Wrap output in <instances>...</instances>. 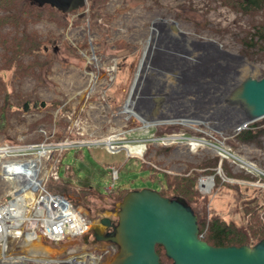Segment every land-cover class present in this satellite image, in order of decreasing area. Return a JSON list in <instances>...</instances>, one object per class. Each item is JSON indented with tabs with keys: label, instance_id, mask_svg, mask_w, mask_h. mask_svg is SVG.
Returning a JSON list of instances; mask_svg holds the SVG:
<instances>
[{
	"label": "rangeland",
	"instance_id": "374dc122",
	"mask_svg": "<svg viewBox=\"0 0 264 264\" xmlns=\"http://www.w3.org/2000/svg\"><path fill=\"white\" fill-rule=\"evenodd\" d=\"M167 16L187 23L200 41L215 39L223 49H236L240 55L259 63L261 67L254 77H264V41L254 35L257 25L264 20V7L252 17L235 11L223 0H106L94 8H90L88 1L69 12L66 25L46 15L17 28L0 27V38H5L10 48L13 37L24 30L36 34L43 46L37 57L40 64L35 65L31 55H22L16 63L8 61L0 45V112L9 99L7 123L0 131L1 143L22 137L39 140L36 131L44 126L57 129L61 135L88 140L112 137L137 144L142 150L146 148L144 155L132 157H127L125 151L111 154L94 145L63 153L59 163L61 178L50 177L48 185L72 199L92 225L103 216L118 219V204L124 196L118 198L120 190H160L163 171L208 173L220 155L219 138L225 136L229 152L226 165L234 175L245 177V172L264 169V136L261 144L244 143L231 135V127L217 131L212 125L216 123L214 119L200 123L196 129L194 124L181 122L146 125L135 116L126 118L120 113L131 94L148 31L155 19ZM26 102L29 106L24 109ZM195 141L200 145H195ZM111 165L118 167L115 189L120 190L109 195L107 188L113 182ZM223 167V172L228 173ZM231 184L236 183L217 181L213 193L206 197L212 213L241 223L239 194ZM241 186L249 194L257 188ZM259 202L262 217L264 198ZM49 247L54 252L50 244ZM159 251L166 260L165 251Z\"/></svg>",
	"mask_w": 264,
	"mask_h": 264
},
{
	"label": "water",
	"instance_id": "95a60500",
	"mask_svg": "<svg viewBox=\"0 0 264 264\" xmlns=\"http://www.w3.org/2000/svg\"><path fill=\"white\" fill-rule=\"evenodd\" d=\"M86 1L30 0L36 6L49 4L62 12L77 10ZM182 40L186 46L164 49L172 55L167 62L156 63L161 68L160 81L169 82L158 87L161 93H147L146 103L142 102L136 109L143 117L159 121L201 116L214 119L217 124L222 123V118L228 121L233 117L250 118L247 121L250 123L264 117V77L237 74L234 62L225 61L227 53L216 43ZM188 51L205 57L211 55L218 65L207 64L212 69L197 70L199 78L185 77L178 67L193 68L188 61H177L175 57ZM235 67L237 69V65ZM28 106L26 102L24 109ZM117 217L114 232L107 240L115 243L118 249L103 264H163L157 245L164 248L172 264H264V238L240 246H214L199 238V217L182 196H164L149 187L129 190L118 204ZM100 222L103 225L112 223L109 217H102ZM84 239L89 243V234Z\"/></svg>",
	"mask_w": 264,
	"mask_h": 264
},
{
	"label": "built area",
	"instance_id": "2783aa9c",
	"mask_svg": "<svg viewBox=\"0 0 264 264\" xmlns=\"http://www.w3.org/2000/svg\"><path fill=\"white\" fill-rule=\"evenodd\" d=\"M36 132L39 140L0 142V264H101L110 250L79 243L89 231L90 222L65 194L52 191L48 181L50 177L61 178L59 163L70 148L96 145L117 153L128 150L130 142L112 137L88 140L71 134L56 136V129L44 126ZM227 139L219 138L222 158L229 156ZM217 172L224 180L233 181L222 174L221 167ZM112 174L114 182L108 187L109 192L116 190L118 171L114 166ZM257 175L259 180L253 184L264 190V170ZM198 186L201 192L211 193L214 176L201 175ZM208 230L207 223L200 238L204 239ZM43 239L56 246L58 252L48 251Z\"/></svg>",
	"mask_w": 264,
	"mask_h": 264
},
{
	"label": "trees",
	"instance_id": "16d2710c",
	"mask_svg": "<svg viewBox=\"0 0 264 264\" xmlns=\"http://www.w3.org/2000/svg\"><path fill=\"white\" fill-rule=\"evenodd\" d=\"M106 0H89L90 8H94ZM224 4L234 9L235 11L242 12L249 16H254L259 9L264 7V0H223ZM0 27L4 25H12L19 27L21 24H26L29 20H39L43 16L54 18L60 25H66L69 21V13L62 12L50 5L38 7L31 4L30 0H0ZM255 36L264 41V20L261 21L254 32ZM28 44V45H27ZM0 45L5 49V56L8 61L16 63L22 55H31L35 58L33 64H40L37 57L43 51L41 41L36 34L27 33L22 31L21 35L16 34L12 39V47L10 48L9 42L5 38H0ZM11 51V55L8 54ZM9 105V99L6 100L1 107L0 112V131L5 129L7 123L6 109ZM264 136V118L250 123L246 128L240 130L235 134V138L244 143L261 144ZM217 160L215 167L209 168L208 173H215V168L218 166L220 157L216 156ZM228 161L223 160V164L229 175H234L231 168L226 164ZM224 169V167H223ZM157 172V171H156ZM155 176V173H153ZM199 176L198 170H191L184 173H171L168 171L162 172V178L159 179L161 183L160 193L164 196H182L191 205L199 217L200 227L207 220L209 200L198 189L197 179ZM250 178L251 175H242ZM216 182L221 181V178L216 175ZM222 182V181H221ZM227 186H229L227 184ZM238 191V212L240 214L241 223L234 220H229L222 216L220 213L214 212L210 214L209 226L210 230L206 240L214 246H229V245H243L253 244L264 238V215L260 216V200L264 198V192L259 189H253L251 194L244 192L242 186L239 184L232 185ZM50 187V186H49ZM50 189H52L50 187ZM249 189V186H245ZM53 191H57L52 189ZM128 189L121 190L118 198L122 197ZM60 192V191H59ZM263 207V206H262ZM166 260L162 258L163 264H172V260L167 256Z\"/></svg>",
	"mask_w": 264,
	"mask_h": 264
},
{
	"label": "bare ground",
	"instance_id": "6f19581e",
	"mask_svg": "<svg viewBox=\"0 0 264 264\" xmlns=\"http://www.w3.org/2000/svg\"><path fill=\"white\" fill-rule=\"evenodd\" d=\"M191 28L187 23L177 21L172 18V16H167L166 19H155V23L153 27H151L148 31L149 36L147 38V44L145 47L144 55L140 61L139 69L137 76L135 78L134 85L132 86L131 94L126 100V103L123 109L120 111L126 118L130 116H135L143 121L146 125L153 123L154 121H150L149 118L143 117L136 109L139 107V104L146 103L148 98L147 93L150 91L161 93L159 88H161L166 82L160 81L161 73L159 70L161 69L157 64L167 62L168 58L172 54L168 53L167 50L171 47H179L186 46L184 45L185 41L182 38H186L187 40H192L193 42H202L198 39V37L191 32ZM205 43H216L219 45L222 51H225L227 54L225 57V61L230 60L234 62V69L237 74H241L243 76H254L260 69L261 65L259 63H254L250 61L247 57L240 55V53L236 49H223L222 45L217 42L215 39H206L203 41ZM170 47V48H169ZM181 55H185L187 58L181 57ZM177 61H182L183 59L188 61L193 70L184 69V67H178V71L185 75V77H194L199 78L200 74L197 70H209V64L211 67L216 66L217 62L211 55H199L197 53H192L190 51L186 53H182L175 57ZM178 58V59H177ZM190 58V59H188ZM157 63V64H156ZM170 65V63H168ZM178 65V63H176ZM208 64V65H207ZM164 65V64H163ZM218 65V64H217ZM237 65V69L236 66ZM197 66V67H193ZM218 67V66H217ZM209 68V69H208ZM189 73V75L187 74ZM168 74V73H167ZM169 78V76H167ZM177 80V78H175ZM191 79V78H190ZM179 81V79H178ZM159 87V88H158ZM168 90H172L169 86H166ZM173 92V90H172ZM170 92V93H172ZM180 93V92H179ZM226 119V120H224ZM250 118H235L227 120V118L220 119L222 123L217 124L219 129L233 127L240 128L244 127L247 121ZM203 120H207L208 118H203L201 116H182V118H167L163 120H159L160 122H181L184 124H198L201 122H205ZM224 121V122H223ZM226 121V122H225ZM190 144V143H189ZM195 145H200L199 142L195 141ZM196 147V146H195ZM193 147V148H195ZM38 244V242L36 243Z\"/></svg>",
	"mask_w": 264,
	"mask_h": 264
},
{
	"label": "flooded vegetation",
	"instance_id": "af4514ba",
	"mask_svg": "<svg viewBox=\"0 0 264 264\" xmlns=\"http://www.w3.org/2000/svg\"><path fill=\"white\" fill-rule=\"evenodd\" d=\"M106 217H109V216H106ZM109 218L112 221L111 225L105 224L104 228L102 229L95 227V226H91V230L88 234L90 235V237H92L91 244L95 246H99V247L107 246L110 250L115 251L117 250L118 246L115 243L107 240L110 234L114 232V227H115L113 226L115 224V220L111 217ZM98 238H102V240H99ZM159 249L164 250V248L161 245H157V250L159 251ZM159 253L161 254L160 251Z\"/></svg>",
	"mask_w": 264,
	"mask_h": 264
},
{
	"label": "crops",
	"instance_id": "0c3cea01",
	"mask_svg": "<svg viewBox=\"0 0 264 264\" xmlns=\"http://www.w3.org/2000/svg\"><path fill=\"white\" fill-rule=\"evenodd\" d=\"M78 207H79V206H78ZM96 224H97V225H101V224H100V219H99L98 221H96Z\"/></svg>",
	"mask_w": 264,
	"mask_h": 264
}]
</instances>
